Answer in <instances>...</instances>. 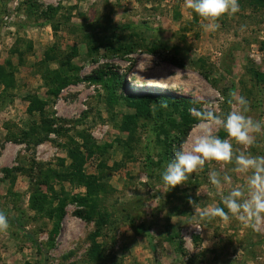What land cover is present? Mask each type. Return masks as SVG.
<instances>
[{"label":"rangeland","instance_id":"obj_1","mask_svg":"<svg viewBox=\"0 0 264 264\" xmlns=\"http://www.w3.org/2000/svg\"><path fill=\"white\" fill-rule=\"evenodd\" d=\"M239 2L237 14L209 31L184 0H0V69L13 76L12 88L0 86V105L11 95L0 110V211L10 224L0 232V264H264V225L257 231L235 219L201 221L188 203L223 207L220 192L246 186L245 175L232 165L206 163L187 185L165 192L161 174L173 155L164 154L157 114L139 119L131 140L121 129L133 112L124 101L128 96L188 101L195 122L180 146L189 148L199 133L191 110L224 115L233 93L249 101L248 115L264 121V79L256 76L264 75V1ZM104 26L140 47L128 54L90 52L88 36L110 35ZM151 45L158 46L156 53L146 51ZM172 55L184 68L164 61ZM45 67L71 79L55 97L42 79ZM113 76L120 79L116 103L106 100L103 82L92 81ZM33 100L46 104L52 123L21 143L20 129L39 119L26 112ZM84 137L102 149H85ZM76 146L85 156L83 172L96 181L84 204L73 198L86 196L85 186L62 175L47 179L48 170L72 166L69 151ZM233 148L243 150L234 141ZM248 151L264 155V134ZM214 170L230 181L213 186Z\"/></svg>","mask_w":264,"mask_h":264},{"label":"clouds","instance_id":"obj_2","mask_svg":"<svg viewBox=\"0 0 264 264\" xmlns=\"http://www.w3.org/2000/svg\"><path fill=\"white\" fill-rule=\"evenodd\" d=\"M185 7L204 21L209 31L220 28V21L240 11L239 0H184ZM227 102L232 105L230 111L218 115L212 109L191 110L199 124V133L191 141V147L180 146L174 151L173 158L167 163L161 174V180L167 191L187 185L190 177L204 170L206 163L216 162L222 168L232 165V171L247 177L246 186H236L224 194L220 192L223 207L214 206L201 209L192 199L188 203L194 208V215L201 221L212 222L216 218L223 222L235 219L259 231L264 225V155H253L252 148L259 134H264V121L248 115L249 101L244 96H235ZM223 99V98H222ZM161 107L167 103L161 101ZM223 130L227 138L222 139L218 132ZM233 141L243 146L242 151H235ZM230 177H221L220 172L211 171L209 181L220 188L222 182H229ZM10 227L8 217L0 211V232ZM201 230L202 228H195Z\"/></svg>","mask_w":264,"mask_h":264},{"label":"trees","instance_id":"obj_3","mask_svg":"<svg viewBox=\"0 0 264 264\" xmlns=\"http://www.w3.org/2000/svg\"><path fill=\"white\" fill-rule=\"evenodd\" d=\"M260 1L264 0H258ZM197 18L195 17V21ZM101 29H104L106 31H110V35L108 37H96L94 39L90 40V36H88L90 43V52H98L99 48L106 51V53H118V54H128L130 52L136 51L137 48L140 47L141 44H138L136 42H128V38H120L117 37L113 31L112 28H108L107 26L101 27ZM112 33V34H111ZM133 33V32H132ZM132 33L129 34L132 35ZM140 41L143 39L140 38ZM158 46L157 45H151L149 48H147L148 53H156ZM164 61L169 63L172 66H175L177 68H184V62L182 59H180L178 56H165ZM60 70L50 71L44 68V71L42 74V79L47 83L49 87L48 95H51L53 97L57 96L60 89L67 85L71 79L68 76H62L60 73ZM202 76L206 81H209V76L206 73L202 72ZM258 81L264 79V75L256 74ZM94 82H103V87L106 89V100L110 103H116L117 97L114 96V91L116 90V86H120V79L117 78V76H113L109 78L106 81H102V79L95 78L92 80ZM13 84V76L12 74H6L4 73V69H0V86L3 87L4 91H7L8 89L12 88ZM10 99L4 100L2 104L0 105V110L4 109L5 106L11 102V95L9 96ZM8 96L6 98H9ZM126 106L131 109L133 112L131 115L125 116L121 129L122 131H126L129 134L130 140L133 136V133L135 131V128L137 127L139 119H152L153 114H157L155 120L159 121L157 125V129H159L158 136L162 137L161 141L163 142L164 147V154L167 156V158H170L174 151L178 150L181 143L183 142L184 138L186 137L191 124L195 122L193 118H190V115L188 114L189 109V102L171 95H161V96H152V95H146V96H128L124 98ZM161 101L167 103V107H161ZM154 103V107L151 106V104ZM46 104L43 102H37L36 100H33L30 102L26 112L30 117H33L34 113H38L39 119L36 121L31 120L24 129H20L19 135H20V141L21 143H29L32 141L33 136H35L38 133L46 132L47 128L51 125V121H49L45 117L44 108ZM168 112V115L166 114V118L164 122H162V116L165 117L163 114L164 111ZM177 115V116H174ZM176 117H178V120ZM122 123V124H123ZM174 132V135L171 137L170 135ZM218 135L224 139L227 134L226 132H219ZM14 137V136H12ZM82 137V136H81ZM14 139V138H13ZM84 146L82 144V147L85 149H91L94 148V150H101V147L95 148V146H89L86 143V138L84 137ZM127 143V142H126ZM75 149H70L69 151V157L72 160V166L68 167L64 172H55V171H47V179H56V177H63L65 180L74 182L78 186L82 185L85 186L87 193L84 197H74V201H79L80 203L84 204L85 201H87L88 197L93 193V191L96 189V181L92 176H88L83 172V165L85 163V156L84 154H81V152L78 150L77 146L74 147ZM83 148V149H84ZM176 149V150H175ZM149 158V155H147ZM161 163L159 161L155 166H158ZM47 181V180H46ZM37 196V194H35ZM62 208V206H61ZM86 216L88 219H90L92 216L89 214V211ZM103 219L96 220V230L92 237L95 238L98 237V229L102 224ZM99 245L97 243L94 244V247L91 251L90 256L92 258H95L98 255Z\"/></svg>","mask_w":264,"mask_h":264}]
</instances>
